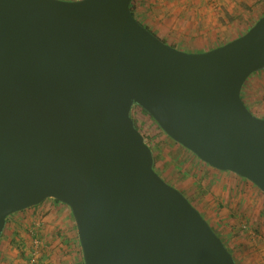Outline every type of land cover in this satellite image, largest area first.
<instances>
[{
  "label": "water",
  "instance_id": "1",
  "mask_svg": "<svg viewBox=\"0 0 264 264\" xmlns=\"http://www.w3.org/2000/svg\"><path fill=\"white\" fill-rule=\"evenodd\" d=\"M130 2L0 0V236L9 215L54 199L70 208L83 264H236L154 170L131 109L264 193V118L241 98L264 70V15L186 52Z\"/></svg>",
  "mask_w": 264,
  "mask_h": 264
},
{
  "label": "rangeland",
  "instance_id": "2",
  "mask_svg": "<svg viewBox=\"0 0 264 264\" xmlns=\"http://www.w3.org/2000/svg\"><path fill=\"white\" fill-rule=\"evenodd\" d=\"M131 3L134 17L142 25L163 42L186 52L223 45L244 34L264 15V0ZM254 7L257 13L252 15ZM248 82L243 92L245 103L251 113L264 118V71L253 73ZM131 117L152 152L154 170L200 212L236 264H264V202L249 200L245 194L252 189L244 180L202 162L165 134L139 106L132 107ZM241 201L256 202L263 216L258 220L241 216ZM73 220L70 208L54 199L9 215L0 236V264H83Z\"/></svg>",
  "mask_w": 264,
  "mask_h": 264
},
{
  "label": "crops",
  "instance_id": "3",
  "mask_svg": "<svg viewBox=\"0 0 264 264\" xmlns=\"http://www.w3.org/2000/svg\"><path fill=\"white\" fill-rule=\"evenodd\" d=\"M251 10H253L252 15H255L257 13L256 10H255V7L254 8H251ZM262 71H264V70H262ZM258 72H260V71H258ZM258 72H255V73H258ZM251 75H253V74H251ZM250 76L246 79V81L243 84L242 89H241V98H242V100H243V102H244L245 105H246V103H245V99L243 97L244 96L243 95V92H244V89H245L246 85H248V83H249L248 80L250 79ZM246 107L249 109V107L247 105H246ZM228 173H231V172H228ZM231 174H233V173H231ZM238 177H239V179L245 181L244 184H246L249 189H252L247 194H245V195H248L247 197H248L249 200L251 198H252V200H255V199L259 198L261 201L264 202V193L263 192H261L256 186H254L247 179L242 178L240 176H238ZM238 209H239V211H241V216H243L245 218H248V219L256 218V220H258L259 217H262L263 216V213L260 214V211L258 210V204L256 202H243V201H241Z\"/></svg>",
  "mask_w": 264,
  "mask_h": 264
},
{
  "label": "trees",
  "instance_id": "4",
  "mask_svg": "<svg viewBox=\"0 0 264 264\" xmlns=\"http://www.w3.org/2000/svg\"><path fill=\"white\" fill-rule=\"evenodd\" d=\"M130 3H131V2H130ZM130 10H131L132 15L134 16V13H133V10H132V3H131V5H130Z\"/></svg>",
  "mask_w": 264,
  "mask_h": 264
}]
</instances>
